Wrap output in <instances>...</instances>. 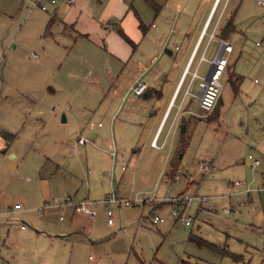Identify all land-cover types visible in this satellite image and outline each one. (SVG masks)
Wrapping results in <instances>:
<instances>
[{
    "label": "rangeland",
    "instance_id": "1",
    "mask_svg": "<svg viewBox=\"0 0 264 264\" xmlns=\"http://www.w3.org/2000/svg\"><path fill=\"white\" fill-rule=\"evenodd\" d=\"M64 1L57 0L56 5H63ZM93 1L99 5L98 0ZM170 1L173 2V0H124L126 6L131 11L135 10L142 20L144 16H151L150 21L153 23L164 22L165 16L176 15L171 10L153 9L154 3L161 6L166 2L171 3ZM241 1L244 0H232L235 4L238 2L240 4ZM256 2L257 0L248 1V14L242 15V11H238L239 19L246 16L248 21L250 16L254 21L257 19L262 31L259 34L248 32L247 37L244 33L240 41L246 49L242 50L240 58L247 57L249 52H252L255 42L259 44L256 46L260 51V56L255 62L256 69L244 77L245 83L254 87L263 81V74L258 71L264 73V7L256 5ZM23 5L21 0H0V87L3 98L0 99V210L6 215L0 216V261H7L9 264H14L12 258L18 253L15 242L25 250V258H31L33 248L32 242L24 244L12 239L17 233L16 229L23 224L16 219L13 206L16 202L22 201L21 197L26 192L39 190L46 192V182L37 184V177H47L50 183H54L60 177H72L68 165L78 157V153L71 151V144L75 142L76 136L82 133L84 123L89 124L92 134L96 135L109 132L110 121L105 112L104 93L100 89L104 82L100 79L105 73L106 65L101 41L98 44L91 42L89 37H85L86 33H82L85 36L80 38L81 36L75 32V27L63 22L60 16L50 21L51 14L45 13L46 11L31 9L26 3ZM66 5L74 7L76 0H71V4ZM241 24L244 22L238 23ZM64 27L67 29L64 30ZM111 29H116L115 23L111 24ZM62 32L66 34L63 35ZM60 35L61 40L66 43H57ZM205 41L206 37L201 49ZM72 42L79 48L77 51L70 50ZM19 44L24 45L20 48ZM236 44L237 48L242 46L239 42ZM13 45L17 46V50H13ZM164 46L165 51L171 53L174 46L179 47L181 44L176 41L165 42ZM215 46L216 41L209 44L207 57L212 55ZM41 47L45 49L43 53L40 52ZM203 68H206L205 63L199 72H202ZM228 71L226 78V74L221 77L222 102L218 104L219 114L216 121H207L197 115H190L188 118L191 123H198L187 140L189 155L198 147L215 150L219 144V147L223 144L222 153L228 156L227 151L234 143L238 144L241 150L243 148L245 154L247 152L248 132L245 136L242 127L246 126L248 121L249 102L243 95H237L236 99H233L234 84L232 85L231 81L236 74L232 67H229ZM89 72L90 76L84 78ZM69 73H73L72 77L68 76ZM240 79L241 77L238 83ZM193 109L200 113L196 105ZM98 123L102 125L101 128H98ZM214 132L218 135L217 138L214 137ZM116 136L118 138V135ZM91 140L93 141L94 137H91ZM3 148L6 149L4 154L1 152ZM82 148L79 147V153H82ZM11 153L16 154L14 158L9 157ZM98 153L96 152L95 156L100 162L83 159L81 168L84 172L93 169L97 173L100 163L108 166L109 162L104 160L105 156ZM237 160H240L239 163ZM121 166H126V171L129 170L126 163H118L113 167L112 173L106 171L104 167L102 171L110 173L112 177H121L124 173L120 171ZM246 167V156L243 155V158L237 157L229 167L218 164L217 171L228 168L227 173L222 172L228 176L224 177L223 181L240 180L245 177H242L238 169L244 171ZM214 171L209 174L212 175ZM78 172V175L82 174L80 168ZM210 175L206 179L207 182L212 179ZM25 178H30L29 181L32 180L34 184L26 183ZM129 178L131 180V177ZM152 178L132 177L133 183L138 186L137 189L150 186ZM183 180L185 181L181 177L172 182L173 194L179 191ZM159 182L164 185L161 178ZM116 183L112 178L110 182L112 188H109V192L111 189L112 191L109 194L113 193L114 196L120 197ZM258 183L260 185V182ZM106 185H109L108 177ZM130 185L131 182L128 186ZM82 187L85 188V185ZM184 192L183 195L187 196H202L197 189H187ZM139 194L140 197H151L143 191ZM190 202L184 212V216L192 218L189 227L184 226L173 216L165 218L166 223L153 224L151 222L153 216L161 218L163 216L155 213L156 211L148 213L149 206L144 204L131 207L111 204L113 226L106 225V216L101 211L93 221L77 215L76 225L84 226L87 223L95 228L96 231L90 237L91 243L83 251L79 238L76 243V240L71 242L72 235L65 236L53 260L44 264H264V199L259 205L253 206L252 211L247 214L242 212L239 215L233 211L229 216L221 213V207L216 209L217 213L210 214L214 210H209L208 204L202 207L203 210H199L198 201ZM59 216L64 219L62 222L58 220ZM68 216L69 212L66 210L60 214L52 213L50 222L46 224L65 226L71 220ZM25 217L27 221H24L23 225L27 230H49L44 228L46 224H38L34 212H27ZM79 232L81 238L89 235L87 231ZM201 240L208 242L213 248L200 243ZM44 251L46 253L45 248ZM46 254L51 256L53 249ZM39 260L35 257L33 264H42Z\"/></svg>",
    "mask_w": 264,
    "mask_h": 264
},
{
    "label": "crops",
    "instance_id": "2",
    "mask_svg": "<svg viewBox=\"0 0 264 264\" xmlns=\"http://www.w3.org/2000/svg\"><path fill=\"white\" fill-rule=\"evenodd\" d=\"M248 1L250 0L235 4L232 0H219L218 3L216 0H173L161 6L154 3L153 9L171 10L176 14L173 17L165 16L164 22L159 23L150 21L151 16H144L142 20L135 10L131 11L126 6L124 0H103V2L98 0L99 5H96L93 0H76L74 7L72 5L67 7L66 3L55 4L56 6H49L47 9L49 11H43L51 14L50 21L60 16L63 22L70 23V26L75 27L78 36H81L80 38L85 36L82 33H86L85 37H89L91 42L98 44L101 41L106 65L105 73L100 79L101 82L104 81L100 89L104 93L105 112L110 117L109 132L92 134L91 127L85 122L81 128L82 133L79 135L83 136L87 142L78 145L75 150H73L74 143L71 144V151L78 153V157L68 165L72 177H60L54 183H50L47 177H37V184L46 182V192L40 190L26 192L21 197L22 201L16 202L20 205L19 208L14 210L13 206L16 219L24 225V221H27L25 217L27 212H34L38 224L43 223V225L50 222L52 213L59 212L60 214L66 210L69 212L68 217H71L70 222L64 224L65 226L46 224L44 228L51 229L50 231L27 230L23 224H20L12 239H17L24 244L32 242V256L25 258V250L17 245L18 242H15L18 253L12 258L14 264H33L35 257H38L42 264L52 261L59 251V244H63L65 236L68 235L69 237L72 235L71 242L76 240L78 243L77 238H79V244L83 246L84 251L91 243L90 237L96 230L91 224L85 223L86 227L82 224L76 225V216L81 215V218H86V220L88 218L91 221L95 220L100 211L106 216L103 199L112 191L111 189L109 192L112 178L117 182L116 189L121 198L134 199L141 196L139 192L142 191L154 197L155 203L147 209L148 213L156 211L155 213L163 216L164 221L160 223H166L168 216H173L172 210L175 207L185 212L191 200L198 201L199 210H203L202 207L208 204L209 210H214L210 214L217 213L216 209L221 207V213L227 216L233 211L239 215L242 212L247 214L252 211L253 206L262 202L264 196L257 191V187L258 182L261 183L264 180V73L258 71L263 74V81L255 87L244 81V77L256 69L255 62L260 56V51L256 49V46H259L258 42H255L254 49L247 57L240 58L242 50L245 49L243 42H240L244 33L246 37L250 32L262 33L257 19L254 21L251 16L250 21L247 16L239 19L238 11L241 10L242 15L248 14ZM23 4L25 3L22 2ZM256 5L261 6L259 0ZM44 16L46 19V15ZM208 19L210 24L207 31L215 32L217 38L231 45V51L224 54L227 58V65L223 74H226V78L229 74V67H232V71L236 74L231 81L232 85L234 84L233 99H236L237 95H243L249 102L248 121L246 126L242 127L245 136L248 135L246 154L243 148L241 150L239 145L234 143L227 151L228 156L222 153L223 144L221 147L219 144L215 150L198 147L189 155L187 140L189 135L195 131L198 123H191L188 118L190 115L201 117L198 115L201 112L196 113L193 106L196 105L199 109V84L210 68L208 61H199V57L203 54L209 60L211 56H206L208 46L212 41H216H208L207 36L200 38ZM241 21L244 24L238 25ZM112 23H115V30L111 29ZM65 27L64 30L67 29ZM62 34L65 35L66 32ZM205 37L206 41L201 49ZM59 38L57 43H66L61 40L62 35ZM175 41L181 46H174L171 53L165 51V42ZM238 42L242 46L237 48L235 45ZM72 43L70 50L77 51L79 48H76L75 42ZM23 45L19 44V47L22 48ZM13 46V50H17V46ZM44 50V47H41L40 52L43 53ZM203 63L206 64V68L199 72ZM73 68L75 70L76 65ZM90 72L85 74L84 78L87 79ZM193 72L198 76L194 77ZM72 75L73 73L68 74L69 77ZM239 77L241 79L238 83ZM136 81L146 84V90L141 96H134L131 92V87ZM1 91L2 87H0V99L2 98ZM221 93L213 113L206 118L202 117L203 119L216 121L219 114L218 104L222 102ZM63 119V121L66 120L65 117ZM97 126L102 127L99 123ZM91 137H94L93 141ZM214 137H218L216 132H214ZM154 138L159 148L151 145ZM80 146L83 147L82 153L78 152ZM3 149H1L2 154L6 152V149ZM96 152L105 156L104 160L109 162L108 166L100 163L97 173L88 168L84 172L81 168L83 159L89 162H100L96 159ZM15 155L11 153L9 157L14 158ZM243 155L246 156L247 167L244 171L238 169L242 177H245L240 179L243 187L231 188V183L237 179L223 181L224 177L228 176L222 172L227 173L228 168L218 172V164L229 167L237 157L243 158ZM201 159H210L213 162L212 171H215L211 173L212 175L209 174L210 172L203 175L197 172V163ZM254 160L258 161L257 166L253 164ZM239 161L237 160L238 163ZM118 163H126L129 170L126 171V166H121L120 171L124 172L123 175L112 177L108 172L112 173L113 167ZM102 167L108 172L102 171ZM79 168L82 170L80 175L77 174ZM176 168L191 174L193 181L188 183L183 180L179 191L173 194L171 188L173 187L172 182L175 181L173 172ZM91 175L94 176L90 177ZM209 175L212 179L207 182ZM107 177L109 185H106ZM132 177H153L152 184L146 188H140L141 190L137 189L138 186L133 183ZM159 178L162 179L164 185H161V182L158 183ZM24 180L27 181L26 183L30 182V178ZM130 182L131 185L128 186ZM256 182L258 185H255ZM83 185L85 188L82 187ZM187 189H197L206 201L201 203L199 196H193L194 199L192 198L183 208L182 205L168 201L175 195L177 197L185 193ZM246 190L250 191L245 192ZM230 192L236 194L229 196ZM66 197L70 198V203H65ZM80 202H86L87 208L92 210L94 215L91 216L76 207V204ZM224 208L231 209L229 214L223 213ZM0 216H6L3 210H0ZM62 219V216L58 217L61 222L64 220ZM106 225H114V222L111 225L107 223V216ZM80 230L87 231L89 235L81 238ZM44 248L46 253L52 252L53 249V254L47 255ZM3 262L9 264L7 261H0V264Z\"/></svg>",
    "mask_w": 264,
    "mask_h": 264
},
{
    "label": "built area",
    "instance_id": "3",
    "mask_svg": "<svg viewBox=\"0 0 264 264\" xmlns=\"http://www.w3.org/2000/svg\"><path fill=\"white\" fill-rule=\"evenodd\" d=\"M23 3H26L29 5L31 9L38 8L41 11H47L49 6H54L57 3V0H21ZM219 0H216V3H218ZM66 4H71V0H65ZM259 5H264V0H259ZM209 19L207 20L200 38L207 36L208 41L216 40V47L214 48V51L207 60L204 55L202 54L199 57V61H208L210 68L208 73L205 75V77L201 78L200 84H199V109H200V116L203 118L208 117L211 112L213 111V108L215 107L222 88L221 83V77L225 71L226 65H227V58L224 55L225 53H228L231 51V45H229L226 41L223 39H219L216 37L215 32L211 31L208 32L209 27ZM192 59V58H191ZM193 76L197 77L198 75L193 72ZM146 90V84L142 81H136L133 86L131 87V92L134 96H141ZM87 142V140L83 137L78 135L75 139L73 150L76 149L78 145H83ZM151 145L153 147L159 148L160 146L157 145L156 138L153 139L151 142ZM251 158V156H249ZM253 164L257 166L259 163L257 160L253 161ZM214 169V164L210 159H201L197 163L196 170L201 175L207 174L211 172ZM181 177H183L188 183H192L193 177L191 174H187L186 172L182 171V169H174L173 172V179L178 180ZM243 187V183L241 181H233L231 183V188H241ZM250 190H246L245 192H249ZM257 191H259L264 196V180L260 183L259 187L257 188ZM236 193L230 192L229 196L235 195ZM194 198L193 196H187V195H179L177 197L171 198L168 201L172 204L182 205L183 207H186L188 202ZM201 203H204L206 199L204 197H198ZM65 203H70V198L66 197ZM155 203L154 197H140L137 196L134 199H126L121 197H116L113 194L108 195L105 199H103V204L105 205L106 209V216H107V223H112V209L111 204H118L123 205L125 207H131L137 204H144L147 206H152ZM19 204L14 205V210H17L19 208ZM76 207H79L82 211L90 214L91 216L94 215V212L87 208L86 202H80L76 204ZM231 209L224 208L223 213L229 214ZM172 215L175 217L177 221H180L184 224V226L189 227L191 224L192 218L188 216H184V212H181L180 209H177L176 207L172 210ZM164 219L159 216H153L152 217V223L157 224L160 222H163Z\"/></svg>",
    "mask_w": 264,
    "mask_h": 264
},
{
    "label": "trees",
    "instance_id": "4",
    "mask_svg": "<svg viewBox=\"0 0 264 264\" xmlns=\"http://www.w3.org/2000/svg\"><path fill=\"white\" fill-rule=\"evenodd\" d=\"M217 103H218V101H217ZM217 103H216V105H217ZM216 105H215V107H216ZM215 107L213 108V111H214ZM213 111L211 112V114L213 113ZM200 243L205 244L206 246H208L210 248H213V246L206 241L201 240Z\"/></svg>",
    "mask_w": 264,
    "mask_h": 264
},
{
    "label": "water",
    "instance_id": "5",
    "mask_svg": "<svg viewBox=\"0 0 264 264\" xmlns=\"http://www.w3.org/2000/svg\"><path fill=\"white\" fill-rule=\"evenodd\" d=\"M64 120V119H63Z\"/></svg>",
    "mask_w": 264,
    "mask_h": 264
}]
</instances>
